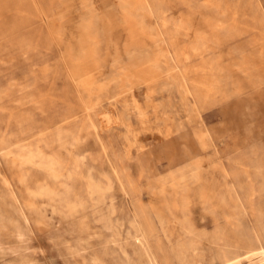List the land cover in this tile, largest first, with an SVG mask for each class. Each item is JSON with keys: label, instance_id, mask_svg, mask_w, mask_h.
Returning a JSON list of instances; mask_svg holds the SVG:
<instances>
[{"label": "rangeland", "instance_id": "1", "mask_svg": "<svg viewBox=\"0 0 264 264\" xmlns=\"http://www.w3.org/2000/svg\"><path fill=\"white\" fill-rule=\"evenodd\" d=\"M0 264H264V0H0Z\"/></svg>", "mask_w": 264, "mask_h": 264}, {"label": "bare ground", "instance_id": "2", "mask_svg": "<svg viewBox=\"0 0 264 264\" xmlns=\"http://www.w3.org/2000/svg\"><path fill=\"white\" fill-rule=\"evenodd\" d=\"M165 87V86H164ZM168 90V89H167ZM171 91H173V89H171ZM260 215V214H259ZM257 216H258V214H257ZM261 217V216H260ZM258 218H259V216H258ZM263 220V219H262ZM259 221H261V220H259ZM262 247V246H261Z\"/></svg>", "mask_w": 264, "mask_h": 264}]
</instances>
